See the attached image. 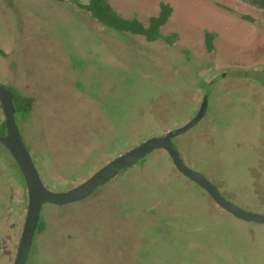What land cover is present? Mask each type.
Masks as SVG:
<instances>
[{
  "label": "rangeland",
  "instance_id": "obj_1",
  "mask_svg": "<svg viewBox=\"0 0 264 264\" xmlns=\"http://www.w3.org/2000/svg\"><path fill=\"white\" fill-rule=\"evenodd\" d=\"M89 3L0 0V84L34 100L18 125L45 186L81 185L192 122L207 98L175 149L228 201L264 214V84L246 76H264V10L243 0H110L147 28L162 3L173 8L161 29L169 40L150 42L105 28ZM24 183L0 144V264L18 251ZM42 218L28 264H264V225L222 209L164 150L85 201L45 205Z\"/></svg>",
  "mask_w": 264,
  "mask_h": 264
},
{
  "label": "water",
  "instance_id": "obj_2",
  "mask_svg": "<svg viewBox=\"0 0 264 264\" xmlns=\"http://www.w3.org/2000/svg\"><path fill=\"white\" fill-rule=\"evenodd\" d=\"M0 104L3 108L6 126L5 135L0 136V144L8 150L15 160L25 181L28 193V211L14 264L29 263L34 240L43 220L42 211L45 205L64 207L85 201L100 187L107 185L123 171L135 166L157 150L166 151L173 160L176 169L191 182L205 190L226 212L243 222L264 225V214L241 209L228 201L212 181L208 180L203 174L189 168L175 149L174 139L196 126L205 116L206 107L208 106L207 98L204 100L200 113L192 122L169 132L165 136L154 137L144 141L141 145L107 163L81 185L66 192H54L45 186L46 184L42 180L36 163L24 143L16 118L14 94L1 84Z\"/></svg>",
  "mask_w": 264,
  "mask_h": 264
},
{
  "label": "trees",
  "instance_id": "obj_3",
  "mask_svg": "<svg viewBox=\"0 0 264 264\" xmlns=\"http://www.w3.org/2000/svg\"><path fill=\"white\" fill-rule=\"evenodd\" d=\"M243 1L253 7L264 10V0H243ZM84 8L87 11H89L92 14V16L107 29L120 32L121 34H132V35L143 36L150 42L160 39L169 40L168 38L164 37V35H162L163 30H161L162 27H164L168 23L169 19L171 18L174 12L173 8L168 4L165 3L161 4L159 14L150 19L148 28L146 25H144L137 19H127L122 16H119V14H117L116 11L111 6L110 0H90V3L86 5ZM210 39H211V35H207L208 44L209 43L211 44ZM254 75L255 74H246V76H250L254 80H258L259 82L264 84V76L263 77L259 76L256 79L254 78ZM262 75H264V73ZM33 104H34V100L32 98L16 95L15 107H16L17 122L19 120V117L21 118L31 113L33 109ZM5 133H6V126L4 123L0 129V136L5 135ZM13 168L14 169L16 168L14 166V163H13ZM42 224H43V220L40 223L38 233L39 231H41V227L43 226Z\"/></svg>",
  "mask_w": 264,
  "mask_h": 264
},
{
  "label": "crops",
  "instance_id": "obj_4",
  "mask_svg": "<svg viewBox=\"0 0 264 264\" xmlns=\"http://www.w3.org/2000/svg\"><path fill=\"white\" fill-rule=\"evenodd\" d=\"M0 257H1V254H0ZM0 260H1V259H0ZM13 260H14V258H12V259L9 258L8 260L6 259V261H5V260H2V263H4V264H7V263H8V264H14V263H13V262H14ZM11 262H12V263H11Z\"/></svg>",
  "mask_w": 264,
  "mask_h": 264
},
{
  "label": "flooded vegetation",
  "instance_id": "obj_5",
  "mask_svg": "<svg viewBox=\"0 0 264 264\" xmlns=\"http://www.w3.org/2000/svg\"><path fill=\"white\" fill-rule=\"evenodd\" d=\"M9 90L12 91L11 89H9ZM12 92H13V91H12ZM13 94H15V95H14V103H15V97H16L17 94H16V93H13Z\"/></svg>",
  "mask_w": 264,
  "mask_h": 264
}]
</instances>
